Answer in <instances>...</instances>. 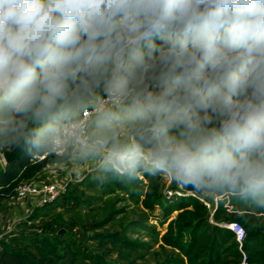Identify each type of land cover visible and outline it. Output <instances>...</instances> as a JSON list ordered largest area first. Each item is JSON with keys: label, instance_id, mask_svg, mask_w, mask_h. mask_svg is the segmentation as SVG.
<instances>
[{"label": "clouds", "instance_id": "9594fccd", "mask_svg": "<svg viewBox=\"0 0 264 264\" xmlns=\"http://www.w3.org/2000/svg\"><path fill=\"white\" fill-rule=\"evenodd\" d=\"M21 145L264 209V0H0V148Z\"/></svg>", "mask_w": 264, "mask_h": 264}, {"label": "trees", "instance_id": "16d2710c", "mask_svg": "<svg viewBox=\"0 0 264 264\" xmlns=\"http://www.w3.org/2000/svg\"><path fill=\"white\" fill-rule=\"evenodd\" d=\"M3 151L7 150L1 148ZM31 155L25 152L18 160L0 165V195H14L22 180L33 179L47 161L30 163ZM163 175L156 177L142 175L132 182H119L109 178L100 183L102 193L123 191L129 199L141 204L140 219L130 225L134 231L146 233V238H131L122 230H102L114 218L115 213L93 225L95 232L89 237L99 246L109 244L116 247L120 258L142 259L147 253L162 254L158 264H241L243 253L239 249L235 233L221 222H240L246 231L243 251L248 264H264V209L249 208L234 198L222 196L210 221V209L199 196H180L176 200L166 197L161 183ZM75 182L69 183V190ZM66 193L63 194L64 198ZM61 198V199H62ZM60 199V200H61ZM126 199V198H125ZM59 200V201H60ZM59 201L57 203H59ZM56 203V204H57ZM55 205V204H54ZM52 206H37L30 218L39 211ZM163 207L160 224L168 222L165 233L158 224L150 223V211ZM119 211V210H118ZM178 211L177 217L171 219ZM29 229L22 231L11 243L4 241L0 252V264H67L69 255H78L74 241L67 235V229ZM76 237H84L85 230L73 229ZM82 237V238H83ZM16 239L19 241L17 242ZM24 240H28L23 242ZM23 242V243H21ZM92 264H128L113 261L103 253L93 255Z\"/></svg>", "mask_w": 264, "mask_h": 264}, {"label": "rangeland", "instance_id": "374dc122", "mask_svg": "<svg viewBox=\"0 0 264 264\" xmlns=\"http://www.w3.org/2000/svg\"><path fill=\"white\" fill-rule=\"evenodd\" d=\"M0 160L6 162L3 157V150L0 148ZM66 178L76 181L71 189L59 203L53 207L39 211L35 216L30 218L26 223L27 230L31 229H60V231L67 229V235L74 241V248L79 250L78 255H69L67 258V264H92L93 255L96 252H103L107 258L113 261H120L128 264H158L163 255H155L153 252L159 250L158 245L154 250L147 253L142 259H136L131 257L130 259H123L119 257L118 249L111 244L107 247H101L96 241L90 239V235L95 232L93 225L96 222L102 221L109 217L110 214L115 213V218L102 230H122L131 238H146V233L140 231H134L131 228L132 222L140 219L141 204L135 203L132 199L127 197V194L123 191L117 193H102V187L98 181H96L92 175L82 173V178L77 181L75 174L71 173V170H67ZM169 178L162 177L161 183L163 190L166 185H170L171 188L183 190L180 184L173 180L169 183ZM184 191V190H183ZM185 192V191H184ZM215 196L206 194L204 196L208 201H214ZM180 197V196H178ZM126 198V199H125ZM170 200H176L172 197ZM119 210V211H118ZM163 213V207L157 205L153 211H150V223L158 224V229L161 233H165L168 227V222L160 224L158 217L160 218ZM178 211H175L171 219L177 217ZM85 230L84 237H76L73 233V229ZM65 231V230H64ZM18 242L19 240L16 239ZM28 240H24L26 242ZM21 242V243H23Z\"/></svg>", "mask_w": 264, "mask_h": 264}, {"label": "built area", "instance_id": "2783aa9c", "mask_svg": "<svg viewBox=\"0 0 264 264\" xmlns=\"http://www.w3.org/2000/svg\"><path fill=\"white\" fill-rule=\"evenodd\" d=\"M53 155H42L39 157L30 158V163L37 164L40 162L48 161ZM169 183H171L172 179H168ZM70 183V182H69ZM69 183L60 184L55 181H45V182H36L33 180H22L19 185L16 187V196L19 199H22L24 202L29 204V214L31 215L37 206H52L56 204L62 197L63 194L69 190ZM166 197H178L185 195V192L180 189L171 188L170 185H166L163 191ZM223 195H219L216 197L214 201H208L205 197H200L204 202L207 203L208 208L210 209V221L214 222L213 212L215 211L218 200ZM221 225L231 229L235 233V237L237 242L239 243V249L243 253V260L241 264H248L246 254L243 251V243L246 236V231L244 226L237 221L233 222H221ZM14 223L8 226L4 231L0 232V252L3 249V242L8 234L13 232Z\"/></svg>", "mask_w": 264, "mask_h": 264}, {"label": "crops", "instance_id": "0c3cea01", "mask_svg": "<svg viewBox=\"0 0 264 264\" xmlns=\"http://www.w3.org/2000/svg\"><path fill=\"white\" fill-rule=\"evenodd\" d=\"M0 165L5 167L6 162L0 160ZM67 170H69L68 166L53 156L31 180L36 182L55 181L60 184L76 182L66 178L68 176ZM71 173L73 174L72 171ZM29 207V204L19 199L16 193L14 195H0V232L14 223L13 232L8 234L4 241L11 243L17 235L27 230Z\"/></svg>", "mask_w": 264, "mask_h": 264}, {"label": "water", "instance_id": "95a60500", "mask_svg": "<svg viewBox=\"0 0 264 264\" xmlns=\"http://www.w3.org/2000/svg\"><path fill=\"white\" fill-rule=\"evenodd\" d=\"M25 152L26 151L24 149V146L21 145V146L15 148L14 150H11V151L5 150V151H3V157H4L5 161H6V163H9V162H11L13 160L20 159ZM180 186L185 191V195L186 196H191V195H196V196H199V197L206 196V193L197 191L194 188H192L191 186H185L183 184H180ZM64 230H62V231H64Z\"/></svg>", "mask_w": 264, "mask_h": 264}]
</instances>
